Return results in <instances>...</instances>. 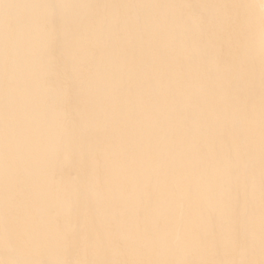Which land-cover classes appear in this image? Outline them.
Returning <instances> with one entry per match:
<instances>
[{"label": "bare ground", "instance_id": "1", "mask_svg": "<svg viewBox=\"0 0 264 264\" xmlns=\"http://www.w3.org/2000/svg\"><path fill=\"white\" fill-rule=\"evenodd\" d=\"M0 264H264V0H0Z\"/></svg>", "mask_w": 264, "mask_h": 264}]
</instances>
